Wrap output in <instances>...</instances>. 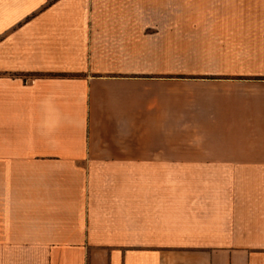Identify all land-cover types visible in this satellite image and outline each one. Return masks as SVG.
I'll list each match as a JSON object with an SVG mask.
<instances>
[{"label": "crops", "instance_id": "0c3cea01", "mask_svg": "<svg viewBox=\"0 0 264 264\" xmlns=\"http://www.w3.org/2000/svg\"><path fill=\"white\" fill-rule=\"evenodd\" d=\"M0 264H264V0H0Z\"/></svg>", "mask_w": 264, "mask_h": 264}]
</instances>
